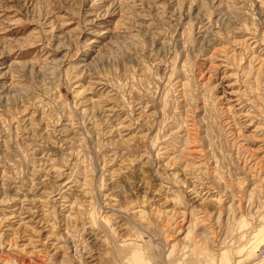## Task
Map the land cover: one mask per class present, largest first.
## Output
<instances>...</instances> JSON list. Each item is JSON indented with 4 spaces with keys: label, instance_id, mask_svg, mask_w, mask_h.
<instances>
[{
    "label": "rangeland",
    "instance_id": "1",
    "mask_svg": "<svg viewBox=\"0 0 264 264\" xmlns=\"http://www.w3.org/2000/svg\"><path fill=\"white\" fill-rule=\"evenodd\" d=\"M0 264H264V0H0Z\"/></svg>",
    "mask_w": 264,
    "mask_h": 264
}]
</instances>
